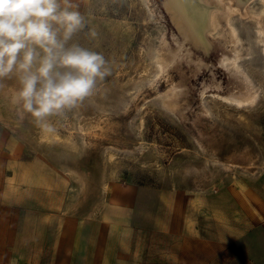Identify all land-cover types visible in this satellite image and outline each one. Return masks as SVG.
<instances>
[{
  "label": "rangeland",
  "instance_id": "obj_1",
  "mask_svg": "<svg viewBox=\"0 0 264 264\" xmlns=\"http://www.w3.org/2000/svg\"><path fill=\"white\" fill-rule=\"evenodd\" d=\"M200 1L204 41L168 0H73V42L110 74L53 135L0 90V171L43 162L54 212L98 234L100 264H264V0Z\"/></svg>",
  "mask_w": 264,
  "mask_h": 264
},
{
  "label": "clouds",
  "instance_id": "obj_2",
  "mask_svg": "<svg viewBox=\"0 0 264 264\" xmlns=\"http://www.w3.org/2000/svg\"><path fill=\"white\" fill-rule=\"evenodd\" d=\"M86 26L73 0H0V90L11 83L17 116L41 134H55L50 118L79 107L110 74L103 54L73 42Z\"/></svg>",
  "mask_w": 264,
  "mask_h": 264
},
{
  "label": "crops",
  "instance_id": "obj_3",
  "mask_svg": "<svg viewBox=\"0 0 264 264\" xmlns=\"http://www.w3.org/2000/svg\"><path fill=\"white\" fill-rule=\"evenodd\" d=\"M9 162L0 171V264H100L98 234L54 212L62 204L50 199L58 191L53 174L44 175L50 169L39 159Z\"/></svg>",
  "mask_w": 264,
  "mask_h": 264
},
{
  "label": "bare ground",
  "instance_id": "obj_4",
  "mask_svg": "<svg viewBox=\"0 0 264 264\" xmlns=\"http://www.w3.org/2000/svg\"><path fill=\"white\" fill-rule=\"evenodd\" d=\"M167 5L180 15L179 18L176 17V22L184 36L189 39L190 33H193L196 40L204 41L203 34L206 28L208 29V25L212 23V17L209 13L210 11H208L209 9L203 6L204 4H201L200 0H168Z\"/></svg>",
  "mask_w": 264,
  "mask_h": 264
}]
</instances>
